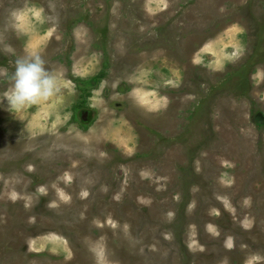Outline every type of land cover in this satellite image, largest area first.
<instances>
[{"label":"rangeland","instance_id":"obj_1","mask_svg":"<svg viewBox=\"0 0 264 264\" xmlns=\"http://www.w3.org/2000/svg\"><path fill=\"white\" fill-rule=\"evenodd\" d=\"M0 264H264V0H0Z\"/></svg>","mask_w":264,"mask_h":264},{"label":"clouds","instance_id":"obj_2","mask_svg":"<svg viewBox=\"0 0 264 264\" xmlns=\"http://www.w3.org/2000/svg\"><path fill=\"white\" fill-rule=\"evenodd\" d=\"M6 50L11 51L10 48ZM15 65L12 87L5 92L3 100L11 113L18 112L27 105L47 101L59 91L56 75L45 67V61L40 55L31 54L19 58ZM82 195L86 197L88 193L84 192ZM228 247H231V240Z\"/></svg>","mask_w":264,"mask_h":264},{"label":"water","instance_id":"obj_3","mask_svg":"<svg viewBox=\"0 0 264 264\" xmlns=\"http://www.w3.org/2000/svg\"><path fill=\"white\" fill-rule=\"evenodd\" d=\"M84 116L87 117L85 114H84ZM85 117H84V118H85Z\"/></svg>","mask_w":264,"mask_h":264},{"label":"bare ground","instance_id":"obj_4","mask_svg":"<svg viewBox=\"0 0 264 264\" xmlns=\"http://www.w3.org/2000/svg\"><path fill=\"white\" fill-rule=\"evenodd\" d=\"M229 234V233H228ZM233 240V239H232ZM235 249V248H234Z\"/></svg>","mask_w":264,"mask_h":264}]
</instances>
